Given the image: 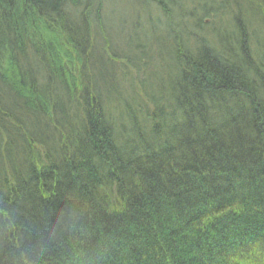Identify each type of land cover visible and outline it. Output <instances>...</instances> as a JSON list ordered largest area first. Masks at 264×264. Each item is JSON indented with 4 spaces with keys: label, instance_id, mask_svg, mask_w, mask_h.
Here are the masks:
<instances>
[{
    "label": "trees",
    "instance_id": "trees-1",
    "mask_svg": "<svg viewBox=\"0 0 264 264\" xmlns=\"http://www.w3.org/2000/svg\"><path fill=\"white\" fill-rule=\"evenodd\" d=\"M242 2L254 18L238 7L239 57L223 38L191 50L185 29L170 72L148 78L154 97L144 81L136 103L73 67L102 6L0 0V103L17 124L0 158L1 135L26 120L60 126L44 159L8 148L19 169L0 191V264H264V0Z\"/></svg>",
    "mask_w": 264,
    "mask_h": 264
},
{
    "label": "rangeland",
    "instance_id": "rangeland-1",
    "mask_svg": "<svg viewBox=\"0 0 264 264\" xmlns=\"http://www.w3.org/2000/svg\"><path fill=\"white\" fill-rule=\"evenodd\" d=\"M160 1H162V4H159L161 6V10L159 11L157 9L158 4H156L155 0H93L92 8L95 5L102 6L100 19H98V25H92L94 27L92 29L93 31L89 28V33H92V35L89 43L85 42L83 49L85 58L80 65L74 62L73 67L75 70L85 71L84 73L89 75L92 79L94 78V81L98 78L99 73L102 78L104 76L106 78L110 76L116 89L120 92L119 96L125 100L132 99L135 96V102L137 103V100H142L139 93L142 91L144 81L148 83L150 89L149 95L154 97L153 91L151 90L153 82L148 81V78H150L151 74L156 72L161 75H167L170 72L169 64L172 63V47L185 43V29L190 32V35H188L190 40L187 44L191 50L197 49L199 51L201 45L198 42L199 38H202V36L207 37L208 41H213V43L215 41L218 43L217 40L223 38L222 46L229 44V47L234 48L236 57H239L240 52L236 50V48H238V44L239 47H241L240 40L242 38L237 36L238 32L237 28L235 29L236 25L233 19L234 17L236 20L240 19V14L238 13V7L240 6L243 8V13L247 10V12L251 14L249 11L250 5L242 2L243 0ZM206 9L208 10L205 14L204 11ZM216 10L217 15L214 12ZM247 12L245 15L252 17V21L254 17L252 14L251 16L248 15ZM207 14L209 17L205 18L204 21L208 23V26L204 24L205 26L201 25L202 28H195L191 20L195 22V19L202 17V15H204L203 17H207L205 16ZM94 17L95 18L92 17V20H96L97 17ZM255 26L256 24H253L252 28H255ZM260 34L264 37L263 33L260 32ZM259 40L262 42L261 39H258V41ZM216 43L212 44V46H216ZM82 44L83 43H80V45ZM219 47L221 48V46ZM22 51L27 63H37L38 55H36V53L32 54L33 52L27 51L26 48L22 49L21 52ZM158 57L160 59V62L158 61L159 67L157 63ZM126 58H131V60L128 61ZM175 77L177 78L178 76ZM178 81H180V78ZM97 83L100 86L101 83L99 78ZM114 84L112 87L110 85V91L114 90ZM92 88L93 85L90 86V90ZM96 90L101 89L99 87ZM116 100L117 98H115V101ZM113 103L114 101L110 104ZM3 104L0 103V117L2 118L0 119V133L1 130L5 132L8 131L5 124L8 128H10L9 126L12 123L17 125L14 121L15 119L13 120V118L9 116L10 113L8 115V112L4 111L5 107L7 108V105L9 106V103L4 101ZM117 105L121 106V104ZM122 110L123 109L118 108V112H122ZM118 112H116V114ZM119 118L120 117L117 116L114 121L117 122ZM26 121H29V127L25 126V128H29L30 130L19 126L18 129H16L17 134L15 139L7 141L6 138L1 135V138H3L2 141L6 142L4 148L7 149L11 147V144L15 143L14 145H16L18 143L17 149L19 147H25L26 150H29L32 154H41L42 157H40V159H44L43 155L46 148L45 146L43 147L41 143H44L48 148L49 146L53 148L55 144L54 147L56 148V143L58 142L55 133L53 135L54 139L52 138L51 141L48 140L50 138H48L49 134L47 133V129L49 128V132L52 133V129L54 128L55 132L60 131V126L56 122H52L47 124V127L44 126L45 124L41 123V120V122H39V128L33 131L30 120ZM28 133H32V137H29H31L33 142L35 141V143L31 145H29L27 141ZM20 139L24 145L20 142ZM61 142L63 143V141ZM10 150H13V147ZM14 151H8L9 153L6 159L3 156L0 158V191L1 188H8L7 186L10 182L11 174H13L14 170L19 169V160L16 157L18 153ZM0 152H2V150H0ZM20 162V165L24 163L22 159H20ZM109 186L105 188L107 191L106 193L109 195L111 203L113 202L115 204L117 199ZM98 208L99 212L100 210L102 212L106 210L105 206H99ZM104 216H106V213H104Z\"/></svg>",
    "mask_w": 264,
    "mask_h": 264
},
{
    "label": "bare ground",
    "instance_id": "bare-ground-1",
    "mask_svg": "<svg viewBox=\"0 0 264 264\" xmlns=\"http://www.w3.org/2000/svg\"><path fill=\"white\" fill-rule=\"evenodd\" d=\"M191 23H194V22L191 20ZM161 58H162V57H161ZM158 60H160V59H158ZM159 62H160V61H159ZM158 65H159V64H158ZM38 66L42 67V65H39V64H37V66H36V67L38 68ZM37 68H36V69H37ZM4 152H6V153H7V152H8V148H7V149H5V150H4Z\"/></svg>",
    "mask_w": 264,
    "mask_h": 264
}]
</instances>
